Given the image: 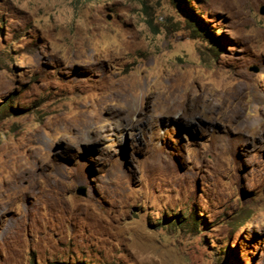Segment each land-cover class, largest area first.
<instances>
[{
    "label": "rangeland",
    "instance_id": "rangeland-1",
    "mask_svg": "<svg viewBox=\"0 0 264 264\" xmlns=\"http://www.w3.org/2000/svg\"><path fill=\"white\" fill-rule=\"evenodd\" d=\"M262 5L0 0V264H264Z\"/></svg>",
    "mask_w": 264,
    "mask_h": 264
},
{
    "label": "trees",
    "instance_id": "trees-1",
    "mask_svg": "<svg viewBox=\"0 0 264 264\" xmlns=\"http://www.w3.org/2000/svg\"><path fill=\"white\" fill-rule=\"evenodd\" d=\"M184 10H186V9H184ZM185 14H186V16H188V18H190V19H192V21H194L193 24L195 25V27L198 28L200 31H202L201 21H199L194 15H191L190 12H187ZM81 264H83V263H81Z\"/></svg>",
    "mask_w": 264,
    "mask_h": 264
},
{
    "label": "water",
    "instance_id": "water-1",
    "mask_svg": "<svg viewBox=\"0 0 264 264\" xmlns=\"http://www.w3.org/2000/svg\"><path fill=\"white\" fill-rule=\"evenodd\" d=\"M259 14L264 16V5L259 8ZM77 194L85 195V191L83 189H80Z\"/></svg>",
    "mask_w": 264,
    "mask_h": 264
}]
</instances>
